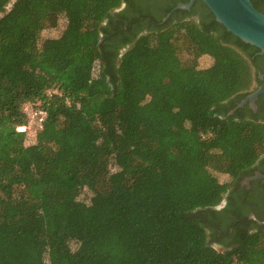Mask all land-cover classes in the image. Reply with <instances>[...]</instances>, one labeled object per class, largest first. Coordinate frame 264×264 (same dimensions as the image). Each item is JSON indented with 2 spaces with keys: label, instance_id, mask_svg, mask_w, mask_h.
Segmentation results:
<instances>
[{
  "label": "trees",
  "instance_id": "obj_1",
  "mask_svg": "<svg viewBox=\"0 0 264 264\" xmlns=\"http://www.w3.org/2000/svg\"><path fill=\"white\" fill-rule=\"evenodd\" d=\"M13 2L0 0V264H264V227L225 249L210 234L264 154V123L231 114L260 49L201 0L200 22L122 56L126 0ZM28 103L48 113L31 144Z\"/></svg>",
  "mask_w": 264,
  "mask_h": 264
},
{
  "label": "flooded vegetation",
  "instance_id": "obj_2",
  "mask_svg": "<svg viewBox=\"0 0 264 264\" xmlns=\"http://www.w3.org/2000/svg\"><path fill=\"white\" fill-rule=\"evenodd\" d=\"M196 1L186 10L176 7L179 4H187L190 0H126L120 9L113 13L121 14L115 19L120 30L117 38L121 40L119 44L125 42V45L118 49L119 56L130 48L135 38L155 29L181 19L195 18L200 22L205 17L204 6L202 2ZM257 1L260 11L264 13V0ZM120 25H124L125 30H121ZM254 60L258 78L251 91L243 97L240 108L233 109L231 114L255 117L264 123V54L255 52ZM216 210L220 212L217 217L219 235L213 231H210V234L216 241L215 245L221 249H225L226 245H235L237 239L244 234L257 232L258 227H264L261 225V222H264V154L256 165L230 188L225 200ZM227 229L228 234L224 232Z\"/></svg>",
  "mask_w": 264,
  "mask_h": 264
},
{
  "label": "water",
  "instance_id": "obj_3",
  "mask_svg": "<svg viewBox=\"0 0 264 264\" xmlns=\"http://www.w3.org/2000/svg\"><path fill=\"white\" fill-rule=\"evenodd\" d=\"M194 1L190 0L187 4H179L176 9L189 10ZM201 1L206 4L216 20L229 32L244 42L259 48L260 53L264 54V13L260 12L251 0ZM261 225H264V222H261Z\"/></svg>",
  "mask_w": 264,
  "mask_h": 264
},
{
  "label": "built area",
  "instance_id": "obj_4",
  "mask_svg": "<svg viewBox=\"0 0 264 264\" xmlns=\"http://www.w3.org/2000/svg\"><path fill=\"white\" fill-rule=\"evenodd\" d=\"M13 4L7 6L6 10L10 11ZM24 112L28 117V123L25 126L19 127V132H24L26 134L30 132L36 133L42 130L44 123L47 119L48 113L46 110L38 108L34 104L28 103L24 106Z\"/></svg>",
  "mask_w": 264,
  "mask_h": 264
},
{
  "label": "rangeland",
  "instance_id": "obj_5",
  "mask_svg": "<svg viewBox=\"0 0 264 264\" xmlns=\"http://www.w3.org/2000/svg\"><path fill=\"white\" fill-rule=\"evenodd\" d=\"M14 2H15V0H14ZM63 24H64V21H61L60 22V25L63 26ZM59 34H60V32L58 30H49V31L46 32L45 35H46V37H51V36H57ZM182 57L184 59H188L189 55H188L187 52L184 51V53H182ZM210 63H211V59L208 56H202L199 59V67H207V66L210 65ZM35 134L36 133H34V132H30V133L27 134V142H26V144H31V143L34 142ZM87 196H88V193L86 191H84V192H82L80 199L82 201H85L86 202V197Z\"/></svg>",
  "mask_w": 264,
  "mask_h": 264
}]
</instances>
